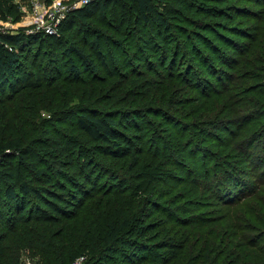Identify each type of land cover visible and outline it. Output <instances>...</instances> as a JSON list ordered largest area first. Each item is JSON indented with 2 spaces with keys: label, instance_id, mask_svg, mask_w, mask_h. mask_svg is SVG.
<instances>
[{
  "label": "trees",
  "instance_id": "trees-1",
  "mask_svg": "<svg viewBox=\"0 0 264 264\" xmlns=\"http://www.w3.org/2000/svg\"><path fill=\"white\" fill-rule=\"evenodd\" d=\"M184 1L90 0L69 10L55 34L0 33V205L10 211L0 229V264H26L25 258L34 264H264V152L252 148L260 140L246 129L258 114L236 119L233 107L225 110L230 116L221 125L230 133L227 125L237 126L227 152L214 155L212 168L202 164V173L190 174V188L160 186L169 176L165 157L189 153L197 162L204 155L197 129L203 135V126H219L213 108L222 103L216 96L223 88H213L211 78L167 72L168 52L189 45L211 59L193 41L195 35L211 42L197 25L223 37L212 20L190 22ZM21 3L0 0V18L20 21ZM254 11L243 9L257 23L246 22L240 40H223L233 50L205 61L222 87L229 81L241 92L239 108L264 106V9ZM177 22L186 28L178 30ZM174 29L185 36L175 38ZM153 57L167 72L163 78L155 75ZM136 61L146 69L131 70ZM186 84L201 95H185ZM120 99L128 105L112 109ZM177 103L196 109L175 114ZM151 115L158 127L147 129ZM192 128L196 133L186 134ZM186 142L197 146L186 151ZM167 144L173 145L168 151ZM229 148L236 154L229 156ZM240 158L247 172L235 162ZM127 161V168L120 164ZM210 176L204 198L200 179ZM217 203V212L207 208Z\"/></svg>",
  "mask_w": 264,
  "mask_h": 264
},
{
  "label": "rangeland",
  "instance_id": "rangeland-1",
  "mask_svg": "<svg viewBox=\"0 0 264 264\" xmlns=\"http://www.w3.org/2000/svg\"><path fill=\"white\" fill-rule=\"evenodd\" d=\"M191 1H193V0H191ZM25 2H29V0H25ZM193 3H195V5H197L199 8L198 7L194 8V7L189 6L190 3L187 0L183 2L185 7H189V9L187 10V13L189 14V16L191 18V19H189L190 22H192L193 20L198 21L201 19H205V20H209V21L212 20V21L216 22L213 25V28L215 30H217V32H219V34L221 36H223L224 38L220 37L219 35L211 32L209 30L207 31L205 29H201V27L199 25L194 23L195 25H197V27L194 30H196V29L200 30L199 32L201 34H203V37L211 38V42H209V44H204V43H201V41H199L200 37L193 35V41L198 39V42L195 44H197L199 46V49H201L203 52H206V54H204V55H208L211 59H206L204 56L199 57L197 52H200V51H195V50L192 51L193 49H192L191 45H189L188 50H186V51L181 49V51H183V52H180V53L168 52V55L172 56V63H171V66H169L167 68V72L170 70H173L175 73H177V72L184 73L185 71H189L191 74L195 73V77L211 78L209 80V82H210V85L213 86V88H217L218 90L223 88V90L221 92L218 91V95L216 96V99L220 100V103L221 102L222 103L219 104L218 106H216L215 108H213L215 111L214 120L216 121V124H219V126L215 127L216 126L215 124L209 125V127L203 126L202 127L203 135L201 134L199 129H197L199 132L196 133L194 128L189 130L188 131L189 133H186V134H190L191 132H194L201 137L200 142H202V144H201L202 148L206 149L204 152V155H202V153H200L197 157V162H194L191 159V155L189 153H181V154L178 153L175 156L170 154L169 156L165 157L163 164H164V167L166 168L167 172L169 173V176L166 177V179H165V182L167 183V185H165V184L160 185L162 190H171V189L181 190L182 188H185V187L190 188L192 186L191 185L192 184L191 175H194L195 173H202L203 172V170H202L203 165L205 167L212 168V164L214 163V159H213L214 155L218 154L220 152H222V153L227 152L224 149V147H226L227 146L226 144H228V142H230V140H232V134H234L235 131L237 130V126L233 125V124L227 125V128L232 129V133H230L229 131L225 130L223 125H221V124H222L223 120H225L228 116H230L225 110H229L231 107H233V110L237 111L236 115L232 114L231 118L238 119L240 116L249 115V114H258L257 116H253V118L250 119L249 123L246 124V129H249V133L251 130H254L253 134H256V136H258V138L260 140L258 142H255L252 145V148L257 146L256 147L257 151H260V152L263 151L264 152V149H263L264 147H261V143L264 142V132L262 129L263 124H264V114H263L264 106L261 105L263 107H258L257 104L254 103L250 107L239 108V106H237V104H238L237 102L243 96L241 94V92H238V89H236L235 86L229 81L224 82V84H226V85L224 87H222V85H221V83H219L218 79L214 78L215 75H213L212 73L209 72V68H208L207 64L205 63V61L207 60V61H209V63L212 64L214 61L213 57L216 56V53H218V55L221 54V50L222 51L233 50L223 40H227V37H230V38L235 39V40H240L243 35H238V32L243 31L246 28L247 23L248 24L257 23L255 17H252L253 15H243L244 13H242V12H243L244 7L253 8L255 10L254 12H256V14L258 15V13H260L264 9V2H263V0H196V1H193ZM199 3H200V5H199ZM202 4H204V5L202 8H200V6H202ZM247 16H249V17H247ZM174 22H176V21H174ZM175 24H177L176 26H178L177 29L180 30L179 27L180 28H186L187 23L185 24L183 22H177ZM194 24L191 26H195ZM194 32H193V34H194ZM172 34L175 36V38H177L176 37L177 35L179 37L185 36L183 33L177 32L176 29L172 30ZM41 57H42V55H41ZM41 57H35V59L37 60L36 62L38 64H41V63L45 64L47 59H45V61H44ZM31 60H33V54L32 53L30 54V58L27 60V63L30 64ZM61 62H63L62 59L59 61V64H61ZM136 62L137 63H135V65L132 67L131 70H133L134 68H139L142 70L146 69V66H144V63H140L139 61H136ZM150 62L152 63L151 64L152 67L157 69V73H155V75H160L163 78L162 74H165V73L167 74V72H165V70H162V68H160L158 70V68L160 66L157 65V63L155 62V57L151 58ZM220 62L221 61H218V63L221 64V69H222V70H220V72L225 71V69H224L225 65H223ZM231 71L232 70H230V72ZM243 71L244 72L247 71V66L245 68H243ZM175 73H173V74H175ZM167 80H170V77H168L166 79V81ZM240 82H243V79H238L235 81L236 87ZM115 85L116 86L119 85L117 83V81H116ZM75 86L76 85H73V86L69 85L68 87L69 88H72V87L75 88ZM80 87H81V89L78 90V93L80 95H82L84 88L82 86H80ZM117 89L123 90L122 88H119V87H117ZM184 90L186 91L185 95H187L188 97H191V98H194L195 94L201 95L200 92H197V90L194 89L193 86L189 85V84H186V86H184ZM104 92L106 94H109V93L112 94L113 93L112 91H108V90H105ZM117 96L118 95L113 97L111 100L116 99ZM181 97H182V95L179 94L178 98H181ZM246 101L247 100H244L243 103H245ZM72 104L78 105V104H83V103H80L78 101V99H73ZM126 105H128V102L127 101L122 102V100H121L120 103L115 102L112 109L125 107ZM177 106H179V107L174 112L175 114H179V110H181V109L184 110V112H186V110H189L190 108H192L191 112H192V110L196 109V106L195 107H192V105L187 106L186 103L185 104L177 103ZM205 107H206V105H204L203 108H205ZM246 108H249V109H246ZM173 111H174V109H173ZM182 118H183V116H182ZM195 118H197V117H194V118L191 117L188 121L191 122L190 120L195 119ZM203 118L204 117H202V119ZM236 119H234V120H236ZM150 120L152 123H149L148 119L146 120L147 121V123H146L147 129H149L151 127L152 128L158 127L157 122L156 121L153 122V120H156V117L154 115H151ZM220 120H222V121H220ZM230 120H232V119H230ZM237 122L239 123V120ZM166 128L167 127H165V129ZM242 132H244V131L242 130ZM212 133L219 135V137L218 136L213 137ZM148 134L150 136L151 132ZM165 135L167 136V132H165ZM136 143H137V140H136ZM169 144H167V146ZM172 144L170 146H168L166 151H168L170 147H173ZM195 144L196 143H193V142H186L184 145V150L191 151L193 147L197 146ZM149 145H150V142H149ZM142 147L144 149L146 146L143 145ZM175 149L177 151H179V149H177V148H175ZM197 150H199V149H197ZM141 151H142V149H141ZM228 151H229V154H228L229 156H231L232 154H236V152H232L231 148H229ZM207 157H208V159H207ZM180 158L182 161H174V160H180ZM209 158L213 159L211 161L210 165H208V162H207V160H209ZM242 160H243L242 158L236 159L235 162H241L239 165L240 168L243 169L245 172H247L248 170H250V168L247 164H243ZM111 161L112 160L109 157L105 159V163L107 165H111ZM128 162L129 161H127L126 163L121 162L120 164L125 165V168H127ZM113 166H115L114 169L117 171V164L114 163ZM63 168H64V170H70L71 172H73V170L68 166H65ZM242 176H244V174H242ZM204 178H206V177H202L200 179L201 183L204 186V189L200 190L199 193L203 194V197L205 198L209 194V191L205 188L208 187V185L210 184V182L212 181V179L214 177L210 176V178H208L207 181H205ZM249 179L251 180L250 177H249ZM175 191L176 190H173V192H175ZM205 200L212 201L211 199H205ZM212 202H216V201L213 200ZM207 208H209V209L213 208V210L215 212H217L219 210V208H222V205H220L218 203L216 205L211 204L210 206H207ZM205 210H207V209H205ZM9 212L10 211L8 210V206L6 204H4L2 206L0 205V229H2L3 225L8 220L7 216H8ZM154 216H156V215H154ZM3 221H5V222H3Z\"/></svg>",
  "mask_w": 264,
  "mask_h": 264
},
{
  "label": "built area",
  "instance_id": "built-area-1",
  "mask_svg": "<svg viewBox=\"0 0 264 264\" xmlns=\"http://www.w3.org/2000/svg\"><path fill=\"white\" fill-rule=\"evenodd\" d=\"M90 0H29L21 3L23 17L20 21L0 18V33H18L24 28L26 33L45 32L55 34L58 26L67 12L71 9L88 3ZM12 49V47H9ZM26 264H34L29 258H25Z\"/></svg>",
  "mask_w": 264,
  "mask_h": 264
}]
</instances>
